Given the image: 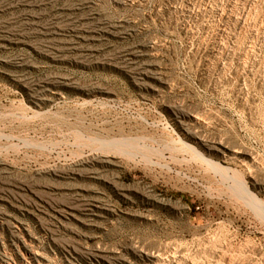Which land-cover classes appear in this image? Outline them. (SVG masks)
I'll return each instance as SVG.
<instances>
[{
    "label": "rangeland",
    "instance_id": "obj_1",
    "mask_svg": "<svg viewBox=\"0 0 264 264\" xmlns=\"http://www.w3.org/2000/svg\"><path fill=\"white\" fill-rule=\"evenodd\" d=\"M0 264H264V0H0Z\"/></svg>",
    "mask_w": 264,
    "mask_h": 264
}]
</instances>
